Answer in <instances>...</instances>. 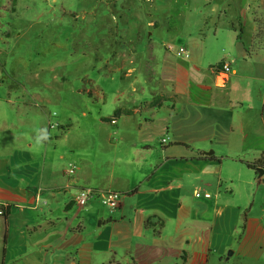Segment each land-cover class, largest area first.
<instances>
[{"label": "crops", "instance_id": "crops-1", "mask_svg": "<svg viewBox=\"0 0 264 264\" xmlns=\"http://www.w3.org/2000/svg\"><path fill=\"white\" fill-rule=\"evenodd\" d=\"M223 14L211 41L187 34L189 58L130 48L94 173L71 177L28 114L38 104L0 121V264H264V174L248 165L264 153V0ZM82 187L120 191L122 206L78 205Z\"/></svg>", "mask_w": 264, "mask_h": 264}, {"label": "rangeland", "instance_id": "rangeland-1", "mask_svg": "<svg viewBox=\"0 0 264 264\" xmlns=\"http://www.w3.org/2000/svg\"><path fill=\"white\" fill-rule=\"evenodd\" d=\"M249 1L0 0L1 110L41 106L28 114L36 122L42 116L45 135L65 157L64 168H75L71 177L81 165L94 173L111 143L116 91L130 88L131 82L125 86L113 73L124 68L130 48L152 41L158 51L178 49L201 28L211 41L224 28L227 5ZM140 58L139 51L137 67ZM14 117H0L1 132Z\"/></svg>", "mask_w": 264, "mask_h": 264}, {"label": "built area", "instance_id": "built-area-1", "mask_svg": "<svg viewBox=\"0 0 264 264\" xmlns=\"http://www.w3.org/2000/svg\"><path fill=\"white\" fill-rule=\"evenodd\" d=\"M179 53L186 58L190 57V52L186 47H180ZM223 69L225 71H230V64L224 63ZM115 122L116 119H112V123ZM74 172V167L68 170L69 174H73ZM201 194V191H196L197 196H200ZM205 196H209V193H206ZM93 199H98L103 205L116 210L122 206L124 193L116 190H99L90 187H82L78 189L74 200L78 205L83 206L88 204ZM4 212V208H1L0 214H4Z\"/></svg>", "mask_w": 264, "mask_h": 264}, {"label": "trees", "instance_id": "trees-1", "mask_svg": "<svg viewBox=\"0 0 264 264\" xmlns=\"http://www.w3.org/2000/svg\"><path fill=\"white\" fill-rule=\"evenodd\" d=\"M157 102V99L154 100V104ZM119 114V111L116 112V115ZM44 137H42L43 139ZM44 140V139H43ZM248 165L251 167V168H258V167H263L264 168V153L261 155V157L257 160H255L254 162H250L248 163Z\"/></svg>", "mask_w": 264, "mask_h": 264}, {"label": "water", "instance_id": "water-1", "mask_svg": "<svg viewBox=\"0 0 264 264\" xmlns=\"http://www.w3.org/2000/svg\"><path fill=\"white\" fill-rule=\"evenodd\" d=\"M257 171L259 172L260 176L264 174V168L263 167H258Z\"/></svg>", "mask_w": 264, "mask_h": 264}]
</instances>
